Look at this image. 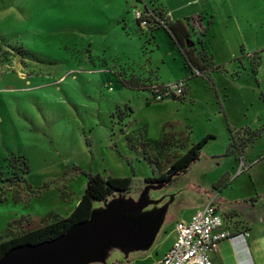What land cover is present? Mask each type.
<instances>
[{
  "label": "rangeland",
  "instance_id": "1",
  "mask_svg": "<svg viewBox=\"0 0 264 264\" xmlns=\"http://www.w3.org/2000/svg\"><path fill=\"white\" fill-rule=\"evenodd\" d=\"M144 2L156 0H0V172L2 178L11 177L14 170L6 159L24 156L29 172L18 174L31 189L15 201L11 192L20 193L23 185L0 182L6 197L0 203V242L20 234L27 222L36 228L67 215L84 191L85 173L132 180L128 193L95 202L91 217L113 204L138 203L150 185L145 178L157 177L192 144L213 135L185 173L146 190L140 210L122 213L125 226L151 232L150 243L141 248L130 242L106 245L100 251L104 262L90 263L149 264L157 245L172 238L174 222L189 218L212 199L217 190L213 184L222 173L239 171L244 152L249 161L264 150L262 133L241 156H225L228 128L237 136L244 126L264 125V51L248 57L252 66L261 56L254 89L240 84L233 90L227 84L230 95L220 94L218 101L209 80L194 77L182 101H154L158 85L148 86L150 77H141L148 75L144 65L152 68L162 57L168 60L173 48L160 37V49L152 51L145 42L146 31L134 24L141 37H129L121 19L123 15L133 24V12ZM249 7L258 31L263 13L257 1ZM190 28L199 35L204 24L195 19ZM259 37L253 39L254 50ZM178 60L160 70L152 68L154 74L163 80L183 76ZM130 76L144 82L145 91L124 88L119 81ZM223 86L220 79V93ZM146 139L158 140L161 146L159 154L148 150L155 161L151 165L140 146Z\"/></svg>",
  "mask_w": 264,
  "mask_h": 264
},
{
  "label": "crops",
  "instance_id": "2",
  "mask_svg": "<svg viewBox=\"0 0 264 264\" xmlns=\"http://www.w3.org/2000/svg\"><path fill=\"white\" fill-rule=\"evenodd\" d=\"M252 1L253 3L257 1L258 8L264 16V0H156L155 3L151 4L144 2L143 5L160 8L167 13L170 23H182L189 34V47H193L195 51L202 50L213 66L220 67L219 71L209 72L212 83L209 82L213 86L216 99L220 101V94H222V97H228L231 93L227 89V84L234 90L240 88L241 85L245 88L254 89V83H256L257 68L255 72L252 71L248 57L260 55L264 51V44H260L264 41V17L263 22L258 24L259 29L257 31L256 19L253 17V13L249 11L250 2ZM121 16L129 30L125 34L135 39L137 36L141 37L136 30L135 21L132 24L126 17ZM195 19H200V22L204 24L202 34L192 33L190 26ZM148 36L152 37V44L148 45L152 48V51L153 49H160L158 41L160 37L165 38L173 48L168 60L162 57L160 63L153 65L152 68L160 70L161 65H166L169 62L174 63L176 57H178L179 62L177 63H179L185 74L171 80H163L154 74L155 71L152 68L144 65V73L148 72V75L141 77L147 78L149 76L150 79L147 81V85L155 84L158 86L184 80L186 83L185 90H188L189 95V81L194 77L202 76H191L190 70L183 64L177 46L163 29H156ZM256 36L260 37L258 38L259 44L254 50L252 43ZM190 43L192 46H190ZM260 58L261 56L257 57L259 63ZM241 77L244 79L242 80ZM220 79L226 84V87L223 86L222 88V93L218 90ZM188 101H191V99L188 98ZM245 127L248 126L243 128ZM242 159L244 162L239 164L241 166L239 171L234 173L226 170L222 173L220 179L229 175L228 180L225 181L227 186L217 189L211 200H214L222 214L223 227L233 234L246 231L248 237L245 242H242L240 238L220 242L217 249L210 256L212 264H264V150L256 153L249 161L245 160L244 152ZM189 218L180 220L186 221ZM177 221L179 220L175 222ZM174 239L173 226L172 238L168 240L167 244L163 245V242L158 244L157 249L153 251V255H150L148 262L151 263L161 259Z\"/></svg>",
  "mask_w": 264,
  "mask_h": 264
},
{
  "label": "trees",
  "instance_id": "3",
  "mask_svg": "<svg viewBox=\"0 0 264 264\" xmlns=\"http://www.w3.org/2000/svg\"><path fill=\"white\" fill-rule=\"evenodd\" d=\"M144 11L152 9L156 15H162L163 11L157 7H147L144 5L142 8ZM138 27V23H136ZM139 28V27H138ZM156 29H163L171 41L177 46L182 59L183 64L190 70L191 76H195L193 70H196L202 77L207 78L211 83L210 71H219L220 67L213 66L207 58L205 52L202 50L195 51L193 47H189V34L185 26L180 22L170 23L167 22L165 26L149 27L146 38V43L152 44V37L148 36L149 33ZM257 64L252 65V71H256ZM124 88L136 91H145L148 87L144 83L138 81L135 77L130 76L127 81L121 78L119 81ZM182 101V98L177 99ZM229 143L225 150V156L229 154L242 155L243 150L250 144L257 140L262 133H264V125L257 129H250L245 127L242 129L241 134L235 136L233 130L228 128ZM213 135H206L197 143L192 144L181 156L176 158L169 164L168 168L157 177H148L144 181L152 186L167 185L175 180L176 177L185 173L190 166L200 159L201 150L209 140L214 139ZM127 143L131 149L135 147L132 145L130 139L126 137ZM143 151V159L149 164L155 163L151 161V156L148 150L152 148L157 150V154L160 152V143L158 140L146 139L143 143H140ZM147 150V151H146ZM149 154V155H148ZM7 165L13 168L14 172L11 177L2 178V172H0V182L7 181V183L13 185H23V189H20V193L12 191V197L15 201L21 199L23 192H31L30 187L27 185L24 178L18 174H26L29 172L28 163L22 155H11L7 159ZM86 184L82 195L80 196L78 203L74 209L64 217H55L51 222L42 224L36 228L30 227V223L27 222L25 230H23L17 236L0 242V259L3 255L12 247L23 244L36 245L40 243H47L54 241L64 235L71 228L88 221L93 212V204L95 202H103L114 194L123 195L128 193L132 188V180L129 177H113L103 176L101 174L85 173ZM227 186V183L221 178L213 185V188L222 189ZM5 192L0 191V203L6 201ZM24 226V227H25Z\"/></svg>",
  "mask_w": 264,
  "mask_h": 264
},
{
  "label": "water",
  "instance_id": "4",
  "mask_svg": "<svg viewBox=\"0 0 264 264\" xmlns=\"http://www.w3.org/2000/svg\"><path fill=\"white\" fill-rule=\"evenodd\" d=\"M163 186L148 185L143 189L140 195L142 199H139L138 203L129 200L121 204H113L105 213L90 217L88 221L71 228L54 241L14 246L3 255L0 264L102 263L104 257L100 251L106 245L121 247L123 243L130 242L141 248L150 243L153 238L151 232L125 226L121 221L122 213L140 210L144 206L145 191Z\"/></svg>",
  "mask_w": 264,
  "mask_h": 264
},
{
  "label": "built area",
  "instance_id": "5",
  "mask_svg": "<svg viewBox=\"0 0 264 264\" xmlns=\"http://www.w3.org/2000/svg\"><path fill=\"white\" fill-rule=\"evenodd\" d=\"M133 18L144 31H148L149 27L165 26L169 22L167 13L158 16L152 9H136ZM193 72L199 74L196 70ZM185 88L184 80L156 86L153 89L154 101L166 97L180 99L184 96ZM174 231L175 239L162 258L149 264H212L210 256L220 242L236 238L245 242L248 237L246 231L233 234L223 227L222 214L214 200L195 211L188 220L175 222Z\"/></svg>",
  "mask_w": 264,
  "mask_h": 264
},
{
  "label": "snow or ice",
  "instance_id": "6",
  "mask_svg": "<svg viewBox=\"0 0 264 264\" xmlns=\"http://www.w3.org/2000/svg\"><path fill=\"white\" fill-rule=\"evenodd\" d=\"M70 2H72V0H70Z\"/></svg>",
  "mask_w": 264,
  "mask_h": 264
}]
</instances>
